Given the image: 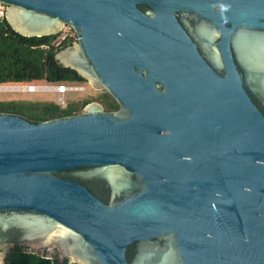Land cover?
Returning <instances> with one entry per match:
<instances>
[{
	"label": "water",
	"instance_id": "obj_1",
	"mask_svg": "<svg viewBox=\"0 0 264 264\" xmlns=\"http://www.w3.org/2000/svg\"><path fill=\"white\" fill-rule=\"evenodd\" d=\"M93 90L0 111V264H264V0H0Z\"/></svg>",
	"mask_w": 264,
	"mask_h": 264
},
{
	"label": "trees",
	"instance_id": "obj_2",
	"mask_svg": "<svg viewBox=\"0 0 264 264\" xmlns=\"http://www.w3.org/2000/svg\"><path fill=\"white\" fill-rule=\"evenodd\" d=\"M0 7L4 9L2 4ZM52 38L53 36L20 35L9 27L4 16H0V85L25 84L42 80L52 84L86 82L75 71L63 67L54 59V48H44ZM88 88L87 86L85 93L68 97L65 107H60L54 100L8 99L0 100V111L19 113L34 120H45L78 113L90 101L100 102L105 110L117 109L118 105L105 90H99L98 95H92L87 93ZM5 264L59 263L55 258L41 256L15 246L8 252ZM63 264L79 263L64 261Z\"/></svg>",
	"mask_w": 264,
	"mask_h": 264
},
{
	"label": "built area",
	"instance_id": "obj_3",
	"mask_svg": "<svg viewBox=\"0 0 264 264\" xmlns=\"http://www.w3.org/2000/svg\"><path fill=\"white\" fill-rule=\"evenodd\" d=\"M4 10H0V16H3ZM77 37L75 32L69 26H64L62 30L53 36L50 43L45 45L44 48L48 49L50 47L57 49L63 46L66 42L76 40ZM1 87L11 88L9 91L19 92V93H34V92H52L55 93V98L53 99L56 104L60 107H65L66 95L68 92H74L77 94L85 93L87 89L86 82H62L58 84L48 83L46 80L25 83V84H13V85H0ZM89 87V86H88Z\"/></svg>",
	"mask_w": 264,
	"mask_h": 264
},
{
	"label": "rangeland",
	"instance_id": "obj_4",
	"mask_svg": "<svg viewBox=\"0 0 264 264\" xmlns=\"http://www.w3.org/2000/svg\"><path fill=\"white\" fill-rule=\"evenodd\" d=\"M1 9L2 8L0 7V10ZM87 93H90L92 95H98V92L96 90H93L91 87L88 88ZM76 94L77 93L74 92H68L66 95L68 97H71ZM54 98H55V93L52 92L19 93L15 91L12 92L9 90H0V100L23 99V100H31V101H46V100H53Z\"/></svg>",
	"mask_w": 264,
	"mask_h": 264
},
{
	"label": "bare ground",
	"instance_id": "obj_5",
	"mask_svg": "<svg viewBox=\"0 0 264 264\" xmlns=\"http://www.w3.org/2000/svg\"><path fill=\"white\" fill-rule=\"evenodd\" d=\"M9 89H11V88H7V86L6 87H1L0 86V90H9Z\"/></svg>",
	"mask_w": 264,
	"mask_h": 264
}]
</instances>
